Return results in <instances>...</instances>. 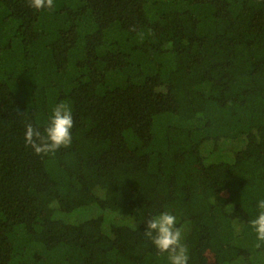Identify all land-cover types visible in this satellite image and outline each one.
I'll list each match as a JSON object with an SVG mask.
<instances>
[{"label": "trees", "instance_id": "16d2710c", "mask_svg": "<svg viewBox=\"0 0 264 264\" xmlns=\"http://www.w3.org/2000/svg\"><path fill=\"white\" fill-rule=\"evenodd\" d=\"M61 102L72 145L36 155ZM261 199L264 0H0V264H169L164 211L188 264H264Z\"/></svg>", "mask_w": 264, "mask_h": 264}, {"label": "clouds", "instance_id": "9594fccd", "mask_svg": "<svg viewBox=\"0 0 264 264\" xmlns=\"http://www.w3.org/2000/svg\"><path fill=\"white\" fill-rule=\"evenodd\" d=\"M28 6L36 11L53 9L54 0H27ZM25 143L36 155L55 154L61 148L72 145L74 127L71 106L61 102L54 106L43 132L32 124H26ZM258 214L248 221L256 236V249L264 248V199L257 203ZM144 236L149 239L157 252L166 254L169 264H188L189 249L183 243V229L177 226V217L168 211L151 216L146 221Z\"/></svg>", "mask_w": 264, "mask_h": 264}, {"label": "rangeland", "instance_id": "374dc122", "mask_svg": "<svg viewBox=\"0 0 264 264\" xmlns=\"http://www.w3.org/2000/svg\"><path fill=\"white\" fill-rule=\"evenodd\" d=\"M258 148H259V147H258ZM258 148H257V147H253L252 150H253V151L259 150ZM218 191H219V190H217L216 193H217ZM129 195H130V194H128L127 197H125V196H124V197L127 198V200H130V199H132V198L129 197ZM38 205L40 206V208H43V204H41V202H39Z\"/></svg>", "mask_w": 264, "mask_h": 264}]
</instances>
